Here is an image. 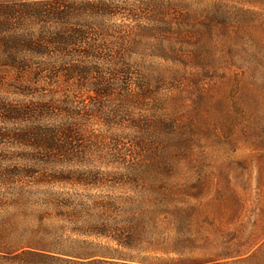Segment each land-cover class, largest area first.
Wrapping results in <instances>:
<instances>
[{"label": "trees", "instance_id": "16d2710c", "mask_svg": "<svg viewBox=\"0 0 264 264\" xmlns=\"http://www.w3.org/2000/svg\"><path fill=\"white\" fill-rule=\"evenodd\" d=\"M226 4L222 0L0 2V87L5 91L0 96V142L20 149L14 167L22 176L8 183L14 188L0 192V218L5 217L0 220V264L222 263L183 258L176 248L178 239L171 244L175 247L158 248L165 255H178L168 258L101 255L96 251L99 242L80 237L103 236L128 249L159 244L160 237L166 242L167 237L149 234L146 226H157L160 214L174 227L186 222L190 228L194 218L191 208L146 206L171 196L149 200L126 195L112 202L34 187L60 181L61 175L74 171L73 163L92 156L85 130L88 113L73 110L74 98L82 94L90 102L83 103L92 110L88 116L107 126L117 125L114 118L119 117L129 126L111 130L107 155L114 157L112 153L121 148L127 151L123 158L131 156L133 146L121 139L129 128L143 130L149 119L130 118L126 110L155 94L154 79L164 82L162 72L153 71L146 58L207 66L208 52L218 45L229 48L238 31L247 27L235 21ZM113 99L116 104L105 105ZM102 110L110 114L102 116ZM11 155L5 158H15ZM120 199L129 207L117 208ZM110 206L124 217L129 214L126 231H100ZM32 215L36 223L23 222ZM54 217L73 226L44 222ZM67 230L77 237L68 236Z\"/></svg>", "mask_w": 264, "mask_h": 264}, {"label": "rangeland", "instance_id": "374dc122", "mask_svg": "<svg viewBox=\"0 0 264 264\" xmlns=\"http://www.w3.org/2000/svg\"><path fill=\"white\" fill-rule=\"evenodd\" d=\"M222 2H227L228 9L230 6L235 21L247 27L238 31L229 48L218 45L208 52L207 66L146 58L153 71L162 72L164 82L154 79L155 94L134 110H126L130 118L149 119L143 130L129 128L121 139L133 146L131 156L124 159L127 151L121 148L112 153L114 157L106 152L111 130L129 126L119 117L114 118L117 125L107 126L100 118L88 116L92 110L83 105L90 104L84 94L73 100V110L88 113L85 130L92 156L73 163L74 171L61 175L60 181L34 189L94 195L112 202L126 195L149 200L171 196L146 206L191 208L194 213L190 228L186 222L174 227L160 214L158 225L149 228L148 224L146 229L149 234L167 237L166 242L160 237L159 244L148 248L145 244L122 248L107 237L80 236L99 242L98 254L176 257L158 248L161 244L175 247L171 244L178 239L176 248L183 258L264 264V0ZM4 92L0 87V96ZM110 101L105 105L117 102ZM102 112V116L110 114V110ZM11 154L15 158H5ZM18 155L20 149L0 142L1 193L14 188L8 184L11 180L22 177L14 167ZM121 200L116 201L117 208L129 207ZM113 207L103 214L105 226L100 231L106 234L113 229L127 230L129 214L124 217ZM23 222L36 223L37 218L32 215ZM44 222L73 226L63 217ZM65 233L77 237L70 230Z\"/></svg>", "mask_w": 264, "mask_h": 264}]
</instances>
